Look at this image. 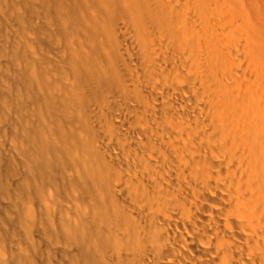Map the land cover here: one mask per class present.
<instances>
[{
	"label": "bare ground",
	"instance_id": "6f19581e",
	"mask_svg": "<svg viewBox=\"0 0 264 264\" xmlns=\"http://www.w3.org/2000/svg\"><path fill=\"white\" fill-rule=\"evenodd\" d=\"M100 1L101 89L37 161L68 155L64 258L28 235L18 264H264V0Z\"/></svg>",
	"mask_w": 264,
	"mask_h": 264
},
{
	"label": "rangeland",
	"instance_id": "374dc122",
	"mask_svg": "<svg viewBox=\"0 0 264 264\" xmlns=\"http://www.w3.org/2000/svg\"><path fill=\"white\" fill-rule=\"evenodd\" d=\"M102 9L100 0H0V264H18L28 235L44 247L43 258L57 244L64 258L54 235L63 236L70 163L57 149L45 176L39 147L59 130V142L71 137L80 104L101 89L80 69L85 33Z\"/></svg>",
	"mask_w": 264,
	"mask_h": 264
}]
</instances>
